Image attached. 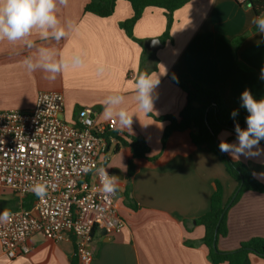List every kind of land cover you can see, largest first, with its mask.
I'll list each match as a JSON object with an SVG mask.
<instances>
[{
	"label": "crops",
	"instance_id": "0c3cea01",
	"mask_svg": "<svg viewBox=\"0 0 264 264\" xmlns=\"http://www.w3.org/2000/svg\"><path fill=\"white\" fill-rule=\"evenodd\" d=\"M88 1L57 4L58 18L67 31L59 41L51 35L41 38L39 28L15 44L0 41V110L28 111L40 92H59L64 99V121L74 123L78 110L89 107L95 112L96 123H105L106 98L120 93L125 99L119 107L128 108L135 116L131 129H121L115 122V131L142 136L149 156H156L165 128V123L156 118L177 115L186 104L185 93L173 83L175 78L216 90L226 108L236 110L238 115H248L240 100L245 89L257 100L264 98V80L260 78L264 35L252 22L257 16L246 4L236 0H190L173 12L169 37L162 41L167 23L163 9L145 8L128 37L119 26L132 15L128 0H116L112 15L106 18L84 12ZM151 39L160 41L154 51L144 46ZM29 42L31 47L27 46ZM40 48L49 49L54 59L67 57L69 69L55 80L47 79L50 74L42 69L28 72L23 60L30 56L38 61ZM77 55L84 61L82 67L73 65ZM101 66L103 72L99 73ZM142 72L160 81L154 93V111L148 114L136 109L135 82ZM217 138L219 142H237L227 130ZM106 143L107 152L100 157L99 168L120 178L116 207L124 227L113 236L94 229L93 257L88 264H212L202 244L204 228L197 219L208 212L217 186L224 203L236 193V183L222 162L194 147L187 130L170 136L156 162L136 161L137 170L127 179L129 149L119 146L114 152L118 141L112 137ZM260 148L264 149L262 143ZM226 155L242 162L252 175L264 172V153L241 155L238 159ZM254 178L264 185V179ZM26 200L20 204L10 190L0 188V213L15 210ZM226 228V236L217 241L222 252L235 250L250 238L264 237V193L243 192L227 210ZM28 245L27 254L13 259L0 248V264H71L76 259L72 239L51 241L34 234ZM249 264H264V258L251 254Z\"/></svg>",
	"mask_w": 264,
	"mask_h": 264
},
{
	"label": "built area",
	"instance_id": "2783aa9c",
	"mask_svg": "<svg viewBox=\"0 0 264 264\" xmlns=\"http://www.w3.org/2000/svg\"><path fill=\"white\" fill-rule=\"evenodd\" d=\"M63 110L59 92H40L28 111L0 110V188L10 190L20 204L31 198L29 208L20 205L0 223V248L10 259L27 254L29 238L40 234L51 241L72 239L78 264H88L94 229L113 236L124 227L116 192L104 194L96 174L107 152L104 135L115 131L116 123H96L89 107L68 123ZM86 166L92 171L82 172ZM45 181L50 187L41 200L31 187Z\"/></svg>",
	"mask_w": 264,
	"mask_h": 264
},
{
	"label": "trees",
	"instance_id": "16d2710c",
	"mask_svg": "<svg viewBox=\"0 0 264 264\" xmlns=\"http://www.w3.org/2000/svg\"><path fill=\"white\" fill-rule=\"evenodd\" d=\"M132 8V15L125 21L119 23L128 37L132 36V28L147 7L160 8L165 11L167 23L165 32L161 36L164 41L169 37V30L173 21V12L190 0H128ZM116 0H89L84 5V12L91 13L100 18L112 15ZM246 5L250 7L256 16L264 13V0H247ZM144 54L146 50L143 49ZM143 73V72H142ZM145 73V72H144ZM173 83L180 88L186 96V104L177 115H165L157 117L156 120L165 123L161 136V150L156 156H149V148L142 136L133 135L128 131H112L106 133L105 139L114 138L119 146L129 149L130 157L127 161V179H130L137 170L136 161L145 160L156 162L163 154L170 136L173 133L190 130L191 144L204 149L215 155L224 165L227 175L236 183V195L232 200L234 204L245 191H258L264 193V185L259 183L251 174L249 169L240 161L229 158L226 153L219 150L218 134L227 130L236 136L234 125L238 123L241 128H246L245 117L231 116L232 111L226 108L220 94L210 88H204L199 84L186 78H175ZM191 130H194L191 131ZM260 143L264 145V140ZM234 192V193H235ZM31 198L22 204L29 208ZM228 203L222 201V193L217 189L210 197L209 210L197 219V223L204 228L202 244L207 249V256L212 264H249V255L264 258V237H253L239 244L238 248L228 252L219 251L217 241L227 234L226 213ZM71 264H78L77 257Z\"/></svg>",
	"mask_w": 264,
	"mask_h": 264
},
{
	"label": "clouds",
	"instance_id": "9594fccd",
	"mask_svg": "<svg viewBox=\"0 0 264 264\" xmlns=\"http://www.w3.org/2000/svg\"><path fill=\"white\" fill-rule=\"evenodd\" d=\"M66 6L68 0H0V41H8L15 44L17 41L24 40L30 36L33 29H42L40 36L47 39L50 35L57 41L67 36L66 28L61 26V21L57 15V4ZM258 32L264 35V14L253 18L252 21ZM72 22L69 21V24ZM51 30V32L49 31ZM28 47L32 44L29 42ZM54 53L47 48L39 49V60L34 62L32 57H25L23 65L28 72H35L42 69L49 73L47 79L55 80L57 76L62 75L69 69V59L60 56L54 59ZM73 65L82 67L84 61L77 55L73 59ZM98 72H103V67L98 68ZM264 80V68L261 69V77ZM159 78L153 79L149 73H142L135 82V102L138 112L148 114L154 111V101L157 98L154 93L159 86ZM125 97L123 94L115 93L106 98L103 105V116L105 120L114 121L121 129H131L133 117L135 114L128 108L119 107ZM241 107L245 109L248 115L245 117L246 128L236 123L234 125L236 133V143L221 141L219 150L222 153L229 154L234 159L239 156L254 157L264 153L260 148V141L264 140V98L257 100L249 89H245L240 96ZM83 115V114H82ZM238 115L233 110L231 116L235 118ZM82 172L92 171V167H84ZM96 174L100 181V190L106 194H114L118 190L120 178L111 175L106 168L96 169ZM258 179H264V172L253 173ZM49 182H36L32 185L31 191L41 200H43L49 191ZM11 217L9 210L5 209L0 213V223L7 222Z\"/></svg>",
	"mask_w": 264,
	"mask_h": 264
},
{
	"label": "water",
	"instance_id": "95a60500",
	"mask_svg": "<svg viewBox=\"0 0 264 264\" xmlns=\"http://www.w3.org/2000/svg\"><path fill=\"white\" fill-rule=\"evenodd\" d=\"M154 45H157V46H154ZM144 46L147 50H150V51H154L156 49V47L160 46V41L158 39H151V40H147L145 43H144ZM236 195V193H235ZM235 195L231 198V200L229 201V203L227 204V206L229 204H231L232 200L234 199Z\"/></svg>",
	"mask_w": 264,
	"mask_h": 264
},
{
	"label": "rangeland",
	"instance_id": "374dc122",
	"mask_svg": "<svg viewBox=\"0 0 264 264\" xmlns=\"http://www.w3.org/2000/svg\"><path fill=\"white\" fill-rule=\"evenodd\" d=\"M239 246V245H238ZM238 246H237V248H238Z\"/></svg>",
	"mask_w": 264,
	"mask_h": 264
}]
</instances>
